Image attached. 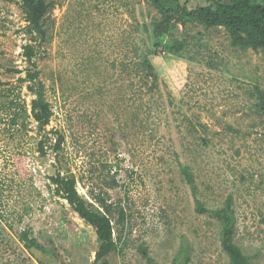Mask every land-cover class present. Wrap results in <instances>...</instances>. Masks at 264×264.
Listing matches in <instances>:
<instances>
[{
  "label": "rangeland",
  "instance_id": "1",
  "mask_svg": "<svg viewBox=\"0 0 264 264\" xmlns=\"http://www.w3.org/2000/svg\"><path fill=\"white\" fill-rule=\"evenodd\" d=\"M47 1L54 5L49 35L39 42L19 0H0V264H94L96 230L56 195L59 172L74 175L89 201L105 193L125 209L124 221L112 216L121 240L108 264H230L221 227L197 212L182 166L207 209L233 197L235 242L251 264H264V53L234 47L223 28L178 24L162 38L171 50L152 58L158 87L145 93L122 67L148 43L141 26L160 18L155 7L145 0ZM28 44L36 47L38 81L54 112L45 131L23 116L35 98L20 80L29 69ZM60 135L65 140L55 149ZM26 231L43 249L26 247Z\"/></svg>",
  "mask_w": 264,
  "mask_h": 264
},
{
  "label": "trees",
  "instance_id": "2",
  "mask_svg": "<svg viewBox=\"0 0 264 264\" xmlns=\"http://www.w3.org/2000/svg\"><path fill=\"white\" fill-rule=\"evenodd\" d=\"M155 7L160 14L159 19L151 22V25L143 24L141 27L148 33V43L144 46L135 47L136 60L123 64L125 73L134 72L139 77L141 91L153 92L159 84V74L152 58L160 53V50H171L163 44L162 38L169 34L172 29L181 24L187 27L188 23H195L210 28L225 29L230 36L231 44L234 47L244 50L252 49L255 52L264 53V0H204L205 5L195 9H189L187 0L185 4L181 0H145ZM25 13L27 31L35 41L44 42L48 40V28L46 19L53 11V3L47 0H19ZM185 44L177 43V49L182 50ZM24 55L27 58L29 69L26 78L28 90L35 97L31 102L30 112L24 106L23 116L31 117L38 124L40 131H45L54 116L51 103L46 96L44 83L39 82V71H37L36 47L28 44L24 47ZM21 74V71H17ZM264 113V100L260 105ZM15 113L12 123L16 125L20 118ZM65 140L63 135L57 139L55 149H60ZM45 142L41 141L40 150L45 154ZM181 172L197 203V212L207 214L215 219L221 227V246L228 255L230 264H251L252 257L247 256L236 242L237 218L234 209V199L229 196L222 207L210 210L198 199V186L191 169L182 166ZM55 193L58 197L66 200L73 211L84 220V222L96 230L99 249L96 252L94 264H108V257L117 250L118 241L121 237L114 238L115 226L112 216L117 213L119 221L126 219V211L123 207L115 206L108 202L105 193L94 194L93 202L81 195L77 189L78 181L74 175L63 176L59 172L53 179ZM114 185L118 183L114 181ZM21 240L28 249L43 246L34 238L29 237V232H23ZM151 263L153 261L149 259Z\"/></svg>",
  "mask_w": 264,
  "mask_h": 264
},
{
  "label": "built area",
  "instance_id": "3",
  "mask_svg": "<svg viewBox=\"0 0 264 264\" xmlns=\"http://www.w3.org/2000/svg\"><path fill=\"white\" fill-rule=\"evenodd\" d=\"M0 171H1V167H0ZM0 184H1V174H0Z\"/></svg>",
  "mask_w": 264,
  "mask_h": 264
}]
</instances>
